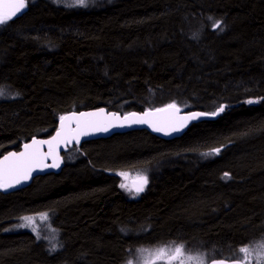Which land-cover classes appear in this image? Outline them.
Here are the masks:
<instances>
[{
  "label": "trees",
  "instance_id": "obj_1",
  "mask_svg": "<svg viewBox=\"0 0 264 264\" xmlns=\"http://www.w3.org/2000/svg\"><path fill=\"white\" fill-rule=\"evenodd\" d=\"M34 1L0 25V83L14 93L0 101V155L69 111L218 114L172 139L139 129L71 145L59 173L0 192V264H125L167 243L239 259L264 241V0ZM137 169L148 182L131 198L113 172ZM43 209L57 250L5 231Z\"/></svg>",
  "mask_w": 264,
  "mask_h": 264
},
{
  "label": "snow or ice",
  "instance_id": "obj_2",
  "mask_svg": "<svg viewBox=\"0 0 264 264\" xmlns=\"http://www.w3.org/2000/svg\"><path fill=\"white\" fill-rule=\"evenodd\" d=\"M77 4L84 5L85 0H76ZM25 8V0H12V2L4 4L3 10H0V24H4L8 20L12 19L17 13H20L22 9ZM214 28L219 27V22H216L213 25ZM2 94V93H0ZM254 101H248V103H253ZM169 110H174L178 112L179 109L175 104H170L162 109H156L154 112L146 111L143 115H137L136 113H130L127 116H124L122 119L115 113L109 114L111 120L120 121L118 126H123L127 124H149L154 131H162L163 128L158 126L156 123L152 122L149 117L155 116L158 113H167ZM223 106H221L218 111H223ZM103 110H101V113ZM217 112L210 113V115H217ZM96 113H81L79 117L73 116H61L60 117V128L57 130L56 135L52 137L51 140H33L31 144L24 145V151L20 153H9L7 156H4L0 160V188H9L13 187L15 184H19L21 180H27L31 172L36 167H58L59 166V157L55 154L54 144L59 145L61 141L65 144L75 140L79 143V138L81 135H88L90 132H107L110 127L114 126L112 123L104 124L96 121H82L81 117L85 116H96ZM205 115L204 113H193L191 114L192 119H195L197 116ZM185 122L188 117L183 118ZM76 121V128L72 129L65 124V121H68L69 124L71 121ZM175 130V129H173ZM167 134V133H166ZM47 144L49 146V152L43 153L40 151L38 145ZM214 152L218 153L219 149H214ZM49 156L52 157L53 163L51 165L44 164V160ZM120 175L126 176L127 173H120ZM225 177L229 174L225 173ZM139 183L135 186V192L139 194L144 191V185L147 184V177H138ZM122 188H126L127 185L122 184ZM47 214H40V219L42 221L47 220ZM22 219L26 220L25 225H20L21 227L32 225L33 218L24 217ZM36 231L35 228H33ZM261 249H264V244L260 245ZM240 252L245 253V257L251 255V251L248 247H243L240 249ZM154 255L164 258L167 257V264H171L173 260H176L183 256V246H176L174 252L171 249L161 248L154 253ZM185 260L192 261L193 264H203V259L200 257L188 256L181 260V264H185ZM223 264V262H219ZM239 264H244V259L242 258L239 261Z\"/></svg>",
  "mask_w": 264,
  "mask_h": 264
},
{
  "label": "water",
  "instance_id": "obj_3",
  "mask_svg": "<svg viewBox=\"0 0 264 264\" xmlns=\"http://www.w3.org/2000/svg\"><path fill=\"white\" fill-rule=\"evenodd\" d=\"M12 2V0H0V10H3V5ZM26 1H25V8L21 10L20 13H17L15 17H19L25 10H26ZM170 105V104H169ZM168 105L158 107V108H153V109H145L143 111H132L124 114L116 113L114 111H108L104 107H98L94 109H86V110H81V111H69L63 114L62 116H77L79 117L81 113H96V116H85L81 117L82 121H96V122H101L104 124L112 123L114 126L110 127L107 132H90L88 135H81L79 138V143L87 140H93V139H99V138H106L111 136L112 134L116 133H123L131 130H139V129H144L147 130L156 136L164 139H172L179 137L183 134L185 129L193 122L198 121L200 119H206V118H214L216 117L213 115H210V113H205L201 111H196V110H184L181 107L177 106L176 107L179 109L178 112H175L174 110H169L167 113H158L155 116L149 117V119L156 123L158 126H161L163 128L162 131H154L152 127L149 126V124H127L125 123L123 126H118L120 124V121H113L111 120V117L109 114L115 113L118 116L121 117V119L124 116H127L130 113H136L137 115H143L146 111H152L154 112L156 109H162L165 108ZM101 110L103 112L101 113ZM193 113H204L205 115H200L197 116L195 119L190 118L191 114ZM188 117L187 121L183 118ZM60 118L57 120V125L56 128L48 135L41 136V137H33L25 142H23L19 149L17 150H8L4 152L3 154L0 155V160L3 159L4 156H7L9 153H20L24 151V145L25 144H31L32 141L35 140H51L53 136L56 135L57 130L60 128ZM65 124L72 128H76V121L73 120L69 124L68 121H65ZM175 129V130H173ZM167 133V134H166ZM78 144L75 140H72L71 142L65 144L63 141L59 143V145L54 144V150L55 154L59 157V166L58 167H36L31 174L29 175L27 180H21L19 184H15L13 187L9 188H0V192L2 193H9L17 189H22L27 187L32 179L36 176L48 174V173H59L61 169L64 166V161L62 157V153L71 145ZM40 148V151L43 153H48L49 152V146L47 144L44 145H38ZM53 163V159L51 156H49L47 159L44 160V164L51 165ZM131 183L133 185V188L135 190V186L139 183L138 179H132ZM223 262V264H239L240 259H226V258H214L210 259L206 263L203 264H219V262ZM165 264V263H162ZM245 264V263H244ZM247 264V263H246ZM249 264H262V263H249Z\"/></svg>",
  "mask_w": 264,
  "mask_h": 264
},
{
  "label": "rangeland",
  "instance_id": "obj_4",
  "mask_svg": "<svg viewBox=\"0 0 264 264\" xmlns=\"http://www.w3.org/2000/svg\"><path fill=\"white\" fill-rule=\"evenodd\" d=\"M26 5L27 3H32L34 0H25ZM53 2L52 4L55 5H62L65 7H98L102 6L104 4H111L115 0H85L84 5H80L76 3V0H50ZM35 2V1H34ZM1 25V24H0ZM0 101L2 100H8L10 98H13V92L9 91L5 85L0 83ZM77 149L73 150V153H77ZM71 159H72V154H71ZM120 173H127L126 176L120 175ZM115 174L119 177L118 184H119V189L126 193L128 197L131 198H136L138 194L135 192L133 185L131 184V179H137L138 177H145L144 173L137 169V170H125V171H119L115 172ZM127 185L126 188H122L121 185ZM46 213L47 214V220L42 221L40 219V214ZM35 214V213H34ZM34 214H27V215H22V218L24 217H31L33 218V224L30 226H25L21 227L20 225H25L27 222L25 219H21L18 217L16 221L10 223L8 227L5 229L6 232H18V231H28L32 233L35 238L38 241H42L48 250L50 251H55L57 248L60 246V229L58 227V221H56V213L52 212L51 210H41L40 212H37L35 215ZM18 221V222H17ZM33 228L36 229V231L33 230ZM264 244V241L257 242V244H252L248 245V247L251 251V255L248 257H245V253L240 252L239 254V259L241 260L242 258L244 259V263L249 264V263H262L264 264V249H261L260 246ZM176 246H181V244H172V243H167V244H161V245H155V246H147L144 248H139L136 251L132 252L128 257V259L125 261V264H162L165 263L167 264V257L160 258L154 253L158 249L161 248H166V249H171L172 252H174V249ZM243 248V247H242ZM192 256V257H200L203 259V263H206L209 259V255L206 254L205 252H190L189 250H185L183 247V256L180 258L173 260L171 264H181V260L184 259L185 257ZM185 264H193L192 261L185 260Z\"/></svg>",
  "mask_w": 264,
  "mask_h": 264
},
{
  "label": "bare ground",
  "instance_id": "obj_5",
  "mask_svg": "<svg viewBox=\"0 0 264 264\" xmlns=\"http://www.w3.org/2000/svg\"><path fill=\"white\" fill-rule=\"evenodd\" d=\"M100 7H102V6H100ZM103 7H104V6H103ZM18 190H19V189H18ZM14 191H15V190H14ZM43 210H44V209H43ZM39 212H40V211H39ZM31 213H32V212H31ZM33 214H34V212H33ZM35 214H36V213H35ZM35 214H34V215H35ZM23 216H24V215H23ZM20 218L22 219V216H20ZM16 219H18V218H16ZM14 221H16V220H14ZM17 222H18V221H17ZM11 224H12V223H11ZM127 249H128V248H127ZM131 250H132V249H131ZM128 251H129V250H128ZM126 252H127V251H126ZM126 252H125V253H126ZM128 254H129V253H128Z\"/></svg>",
  "mask_w": 264,
  "mask_h": 264
},
{
  "label": "flooded vegetation",
  "instance_id": "obj_6",
  "mask_svg": "<svg viewBox=\"0 0 264 264\" xmlns=\"http://www.w3.org/2000/svg\"><path fill=\"white\" fill-rule=\"evenodd\" d=\"M113 174L117 177V181L119 180V177L115 174V172H113ZM132 180V179H131ZM130 180V181H131ZM132 184V183H131ZM117 186H119L118 182H117ZM145 187V186H144Z\"/></svg>",
  "mask_w": 264,
  "mask_h": 264
}]
</instances>
